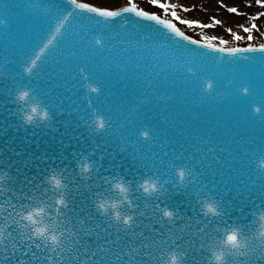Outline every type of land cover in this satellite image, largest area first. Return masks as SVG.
Instances as JSON below:
<instances>
[{
  "label": "snow or ice",
  "instance_id": "1",
  "mask_svg": "<svg viewBox=\"0 0 264 264\" xmlns=\"http://www.w3.org/2000/svg\"><path fill=\"white\" fill-rule=\"evenodd\" d=\"M150 3L0 0V264H264V11Z\"/></svg>",
  "mask_w": 264,
  "mask_h": 264
},
{
  "label": "rangeland",
  "instance_id": "2",
  "mask_svg": "<svg viewBox=\"0 0 264 264\" xmlns=\"http://www.w3.org/2000/svg\"><path fill=\"white\" fill-rule=\"evenodd\" d=\"M90 2L115 7L126 5L129 0H90ZM171 2L178 5H185L190 8V10L187 12L183 11L182 8L177 9L180 15L185 19H198L205 23H212V16H216L221 19L224 22L222 25H217L215 27L207 29L199 27H189L179 22L177 23L178 26L182 28V30L187 31V33L194 36V38L201 39L205 35L220 36L228 39V46H235L237 43L243 45L248 43L249 41H236L233 38V35L226 31L227 27H232L234 31L240 32L242 35H247L243 32V29L240 27V25L251 23L249 14H254L258 11H264V8H261L259 5H257L255 3V0H252L251 6H248V0H224V4L228 6H239L241 11L245 13V15H238L229 12L228 8L223 7L220 4V0H171ZM137 3L140 6L144 7L146 10L156 11L161 15H164L163 10L158 6H153L150 3V0H137ZM167 18H171V16L169 15ZM257 23L260 25L261 31L255 33L256 40L251 42L261 43L264 42V17H261L259 20H257Z\"/></svg>",
  "mask_w": 264,
  "mask_h": 264
},
{
  "label": "water",
  "instance_id": "3",
  "mask_svg": "<svg viewBox=\"0 0 264 264\" xmlns=\"http://www.w3.org/2000/svg\"><path fill=\"white\" fill-rule=\"evenodd\" d=\"M13 2H15V0H13ZM12 12L13 15L18 14L17 9L15 8L12 9ZM0 131L3 130L0 129ZM24 135L25 133L23 129L17 132L13 128H8V131L3 136H0V151L3 152L5 157L11 154L10 149H15V151L17 152L21 151V149H24V156H27L30 152H34L36 155H40V153L43 152L45 149L50 150L51 148L57 147L55 142H52L48 137L41 138L39 144H37V139L35 137L29 136V139L25 141L23 139ZM11 137H17V138L15 140H12L11 144H7V147H5V144L7 143V141H9V139H11ZM45 140H48V143H45ZM13 159L19 160L21 159V157L13 156ZM0 171L8 172V169L3 168L0 169ZM109 195H111L114 198H118V192L115 189H113L112 193H110Z\"/></svg>",
  "mask_w": 264,
  "mask_h": 264
},
{
  "label": "clouds",
  "instance_id": "4",
  "mask_svg": "<svg viewBox=\"0 0 264 264\" xmlns=\"http://www.w3.org/2000/svg\"><path fill=\"white\" fill-rule=\"evenodd\" d=\"M117 192H118V190H117ZM119 195H120V193L118 192V197H119ZM177 264H178V262H177Z\"/></svg>",
  "mask_w": 264,
  "mask_h": 264
}]
</instances>
